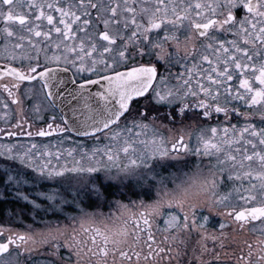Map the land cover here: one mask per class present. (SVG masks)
<instances>
[{"label":"snow or ice","instance_id":"6c2138e0","mask_svg":"<svg viewBox=\"0 0 264 264\" xmlns=\"http://www.w3.org/2000/svg\"><path fill=\"white\" fill-rule=\"evenodd\" d=\"M0 264H264V0H0Z\"/></svg>","mask_w":264,"mask_h":264}]
</instances>
